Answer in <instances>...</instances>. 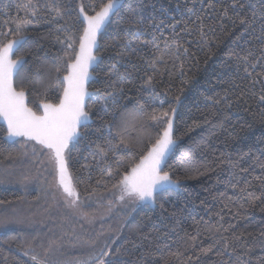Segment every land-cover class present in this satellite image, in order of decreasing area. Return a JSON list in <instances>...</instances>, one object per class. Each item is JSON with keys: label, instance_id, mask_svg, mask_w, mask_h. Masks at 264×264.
Returning a JSON list of instances; mask_svg holds the SVG:
<instances>
[{"label": "trees", "instance_id": "1", "mask_svg": "<svg viewBox=\"0 0 264 264\" xmlns=\"http://www.w3.org/2000/svg\"><path fill=\"white\" fill-rule=\"evenodd\" d=\"M100 2L0 0V44L25 38L13 56L24 59L15 87L27 92L38 114L40 104L58 103L62 95L57 57L69 43L78 47L84 27L79 9L93 15ZM233 3L123 0L100 35V61L88 89L100 97L112 93L114 101L101 109L98 96L87 100L91 122L66 152L81 200L109 194L116 201L118 176L109 177L108 170L123 172L138 161L159 131L152 115H171L178 107L177 144L163 170L179 186L157 196L155 207L121 208L100 223L111 233L106 251L112 264H264V0H235L242 8ZM24 20L30 23L18 31ZM114 63L122 74L115 88L109 86L116 80ZM149 77L152 87L145 83ZM6 135L0 123V264H35L32 256L46 262L58 234L12 222L20 205L47 202L48 185L41 189L38 177L47 182L56 173L50 175L45 162L47 149ZM95 204L86 208L90 214H97ZM60 216L68 219L63 209Z\"/></svg>", "mask_w": 264, "mask_h": 264}, {"label": "snow or ice", "instance_id": "2", "mask_svg": "<svg viewBox=\"0 0 264 264\" xmlns=\"http://www.w3.org/2000/svg\"><path fill=\"white\" fill-rule=\"evenodd\" d=\"M123 4V0H101L99 5H93V15H83L84 27L79 36L78 50L75 42L68 44L69 51H65L63 56L57 59L61 67L56 68L57 80L62 88V95L58 103H42V113L38 114L29 108L26 103V93L21 87L17 90L14 86L13 77L19 75V67L24 63L22 57L12 59L14 50L17 49L24 40L14 38L7 43L0 44V119L7 124V134L9 137H25L28 140H35L40 145L48 149V161L56 173V187L62 190L61 194L66 204L73 209L75 214L88 219V213L83 209L89 207L85 200H81L80 194L71 181L68 171V161L66 152L69 145L80 135V127L86 124L89 119V113L85 111V98L98 96V103L101 109L107 108V101H114V95L109 93L100 97L99 92H89L87 85L91 78L89 69L99 61L95 54L97 47V36L110 22L111 17L115 15ZM51 7V5H49ZM211 6V5H209ZM98 7V10L96 8ZM232 7H243L234 3ZM53 10L57 15L61 14V8L55 7ZM81 7V13H83ZM32 16L36 15L33 8ZM227 15V9L224 11ZM137 21V23H141ZM30 21L24 20L17 23V30L26 27ZM175 28V25L172 26ZM203 35V33H202ZM175 44V41H173ZM167 42L165 48H170ZM179 45H176L179 50ZM185 51H187L185 49ZM157 59H163V53ZM64 70L65 74L61 77L59 73ZM110 75L115 76L116 80H111L109 86L115 88L117 82L121 79L117 64L111 65ZM145 83L152 87V77H149ZM158 94H154L152 99H156ZM264 102V96L260 98ZM163 104V101H161ZM174 115L176 109H171ZM173 115L168 111H161L159 114H153L151 120L153 126L159 129L155 137V142L150 143L139 156L138 161L129 162L124 171L117 169L113 173L108 170V176H118L114 187L119 195L117 203H131L134 206L143 202H155L159 195L170 192L173 188L179 186V179L173 180L168 171H164L166 159L176 145L174 138ZM111 129V124H107ZM151 139V137H150ZM123 142V141H122ZM111 145V141H108ZM97 151L101 156L105 155L104 148L97 146ZM91 195L87 200H91ZM109 211L112 201H109ZM135 210V208H133ZM35 264H46L45 261L36 256L31 258ZM93 264H112L109 258V251L102 250L101 253L91 258Z\"/></svg>", "mask_w": 264, "mask_h": 264}, {"label": "rangeland", "instance_id": "3", "mask_svg": "<svg viewBox=\"0 0 264 264\" xmlns=\"http://www.w3.org/2000/svg\"><path fill=\"white\" fill-rule=\"evenodd\" d=\"M45 162L49 165L50 175H54V170L48 161V153ZM41 179L38 177V181L42 185L41 189L45 184L48 185L49 193L45 198L47 202H42L40 207L20 205L19 209L15 210V219H13L14 223L12 222V224L31 231L49 230L51 235L58 234L59 238L50 242L48 254L50 260L46 261V264H93L91 258L97 257L102 250L106 251V244L111 238L110 232H102L100 223L104 219L110 218L117 210L130 209L133 204L117 203L116 198V201H112L113 206L109 211V201L113 195L106 194L102 197H94L91 200H85L90 205L86 208L92 209L94 207L93 202H99L100 205L95 204L98 208L97 214H90L84 208L83 210L89 216L88 219H85L83 216L75 214L73 209L66 204L61 194L62 190L56 187L55 177L47 182L46 176ZM103 203H106L107 206L103 207ZM62 209L68 215L67 220L61 216L58 217ZM53 240H55L54 237Z\"/></svg>", "mask_w": 264, "mask_h": 264}, {"label": "water", "instance_id": "4", "mask_svg": "<svg viewBox=\"0 0 264 264\" xmlns=\"http://www.w3.org/2000/svg\"><path fill=\"white\" fill-rule=\"evenodd\" d=\"M79 14H80V18H81V20L83 21V15L85 14V12L83 11V13H81V8L79 9ZM112 18V17H111ZM83 23H84V21H83ZM109 23V22H108ZM108 23L104 26V28L101 30V32L98 34V36H97V41H98V43H97V47H96V49H95V54H96V52H97V49H98V46H99V38H100V35L104 32V30H105V28L107 27V25H108ZM23 40L25 39V38H22ZM18 49V48H17ZM17 49H15L14 50V53H15V51L17 50ZM77 50H78V47H77ZM14 53H13V56H14ZM13 56H12V59H14L13 58ZM99 57V56H98ZM100 58V57H99ZM24 60V59H23ZM99 61H100V59H99ZM99 61L96 63V64H94L90 69H89V71H90V73H91V78H90V80H89V82H88V84L94 79V75L92 74V70L96 67V65L99 63ZM22 66V65H21ZM21 66L19 67V69L21 68ZM15 77H16V75H14V77H13V82H14V86H15ZM87 88H88V85H87ZM88 91L89 92H91L89 89H88ZM25 93H26V103H27V106H28V99H27V92L25 91ZM89 98H85V105H86V102H87V100H88ZM29 107V106H28ZM30 108V107H29ZM41 109V113H42V108H40ZM176 109V113H177V110H178V107H176L175 108ZM34 111V110H33ZM85 111H86V107H85ZM40 113V114H41ZM176 113L173 115V114H171V115H173V127H174V122H175V116H176ZM90 116V115H89ZM91 122V118L89 119V121L86 123V124H88V123H90ZM0 123L1 124H3L5 127H6V129H7V124H6V122L3 120V119H0ZM5 139H7L8 141H10V142H13V141H17V140H19V139H24V140H27V141H32V142H34V143H36V144H38V145H40L37 141H35V140H28L27 138H25V137H9L8 136V134L6 135V137H5ZM176 144H177V142H176ZM40 146H42L43 148H45V149H47L45 146H43V145H40ZM176 146V145H175ZM175 148V147H174ZM48 150V149H47ZM173 151H174V149H173ZM172 151V152H173ZM172 152H170L169 153V155H168V157H167V159L169 158V156L172 154ZM167 159H166V161H167ZM68 171H69V169H68ZM69 174H70V172H69ZM70 177H71V175H70ZM56 179H57V177H56ZM71 181H72V177H71ZM73 183V182H72ZM178 187H175V188H173V189H177ZM143 205H149V206H151V207H155V202H151V201H149V202H143L142 203Z\"/></svg>", "mask_w": 264, "mask_h": 264}]
</instances>
